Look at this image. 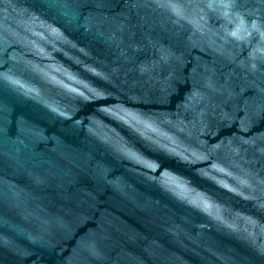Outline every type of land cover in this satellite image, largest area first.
I'll return each instance as SVG.
<instances>
[{
  "label": "water",
  "instance_id": "1",
  "mask_svg": "<svg viewBox=\"0 0 264 264\" xmlns=\"http://www.w3.org/2000/svg\"><path fill=\"white\" fill-rule=\"evenodd\" d=\"M0 264H264V0H0Z\"/></svg>",
  "mask_w": 264,
  "mask_h": 264
}]
</instances>
